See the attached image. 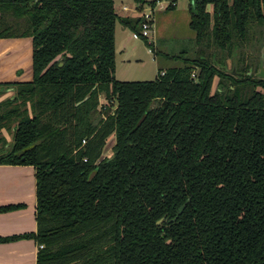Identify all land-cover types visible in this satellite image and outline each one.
<instances>
[{"label": "trees", "instance_id": "1", "mask_svg": "<svg viewBox=\"0 0 264 264\" xmlns=\"http://www.w3.org/2000/svg\"><path fill=\"white\" fill-rule=\"evenodd\" d=\"M189 2L197 44L216 49L122 82L116 27L140 32L142 16L121 19L114 0H0V38L33 39L32 81L0 83L14 93L0 165L36 169L37 264H264V79L247 97L241 79L259 66L245 48L258 33L264 46V0Z\"/></svg>", "mask_w": 264, "mask_h": 264}, {"label": "rangeland", "instance_id": "2", "mask_svg": "<svg viewBox=\"0 0 264 264\" xmlns=\"http://www.w3.org/2000/svg\"><path fill=\"white\" fill-rule=\"evenodd\" d=\"M154 0H143V9L138 10V0H114V8L116 13L122 19H137L142 13L149 12L151 8L154 11V20L156 24V32L152 34V52L151 47L145 40L134 39L133 32L128 29L123 31L119 24H117L115 44H116V69L115 77L118 81L133 82V81H152L157 78L160 71L164 68L179 67L184 65V60L197 58L201 49L206 53L213 52L214 46L210 48L206 46L205 42L197 44L196 34L190 29L191 15L189 12V0H155L161 2L154 6L150 4ZM234 0H230L232 4ZM175 3L174 9H169L171 3ZM126 8V10L124 9ZM141 11V12H140ZM207 11L213 14L214 6L209 4ZM213 26V17H212ZM262 29V28H261ZM260 33L252 40V46L245 48V50H253L254 57L250 60L248 57V63L256 64L261 52H264L263 36ZM28 38H23L22 42H26ZM260 39V40H259ZM33 40V39H32ZM257 48H256V47ZM263 46L262 49H260ZM256 48V49H255ZM216 49V48H215ZM241 50V56L243 55ZM160 53V54H159ZM172 57H179L178 61H175ZM170 58V59H169ZM229 68H232L231 59L228 60ZM255 76V74H254ZM245 76L242 82L244 88V96L247 97L251 92V83L257 80L256 76L253 79ZM219 78H215L213 84V91L215 92L219 87ZM258 91L264 92V90L257 88ZM13 91H7V93L0 94V102L3 99H7L13 95ZM105 99H101V103H104ZM5 129V128H4ZM0 130V138H4L7 142H12L13 131ZM4 145L0 144V147ZM111 151L107 153L110 155Z\"/></svg>", "mask_w": 264, "mask_h": 264}, {"label": "crops", "instance_id": "3", "mask_svg": "<svg viewBox=\"0 0 264 264\" xmlns=\"http://www.w3.org/2000/svg\"><path fill=\"white\" fill-rule=\"evenodd\" d=\"M118 24L123 31L129 29L121 21ZM23 40L0 38V83L32 81L33 40ZM36 192L34 166L0 165V264H37Z\"/></svg>", "mask_w": 264, "mask_h": 264}, {"label": "built area", "instance_id": "4", "mask_svg": "<svg viewBox=\"0 0 264 264\" xmlns=\"http://www.w3.org/2000/svg\"><path fill=\"white\" fill-rule=\"evenodd\" d=\"M159 5H161V2H157ZM154 11L155 9L151 8L149 12L142 13L141 15L143 17V22L141 24V30L140 32H133L132 36L134 39L137 40H147L148 45L151 47L152 52V46H153V40H152V34L156 32V24L154 20ZM164 74V73H162ZM102 104H105L102 103ZM83 144H86V140L83 141ZM87 161V160H86Z\"/></svg>", "mask_w": 264, "mask_h": 264}, {"label": "water", "instance_id": "5", "mask_svg": "<svg viewBox=\"0 0 264 264\" xmlns=\"http://www.w3.org/2000/svg\"><path fill=\"white\" fill-rule=\"evenodd\" d=\"M32 70H33V67H32ZM232 73H233V75L238 76V77H243V76H244L243 73L238 72L236 66L233 67V69H232ZM247 75H248V76H251V75H253V72L250 71V72L247 73ZM255 76H256L257 78L264 79V53H263V52H262V56H261V58H260L259 66H258V69H257V72H256ZM91 95H92V92L89 93L83 101L88 100V99L91 97ZM83 101H82V102H83ZM114 143H115V139H112V140L106 145V147H105V149H104V153H103L102 157L99 159L98 163H101V162L104 160L106 154L111 150V148H112V146L114 145ZM181 211H182V209L180 210V213H181Z\"/></svg>", "mask_w": 264, "mask_h": 264}, {"label": "flooded vegetation", "instance_id": "6", "mask_svg": "<svg viewBox=\"0 0 264 264\" xmlns=\"http://www.w3.org/2000/svg\"><path fill=\"white\" fill-rule=\"evenodd\" d=\"M264 53V52H263ZM261 56H262V53H261ZM261 56H260V58H261ZM260 61V60H259ZM257 69H258V67H257ZM257 71V70H256ZM255 72V71H254ZM256 74V73H255Z\"/></svg>", "mask_w": 264, "mask_h": 264}]
</instances>
